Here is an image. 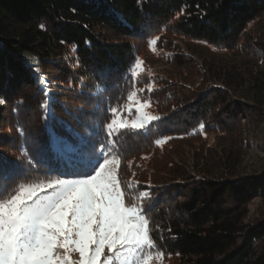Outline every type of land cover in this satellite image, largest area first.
Here are the masks:
<instances>
[{"label":"trees","instance_id":"16d2710c","mask_svg":"<svg viewBox=\"0 0 264 264\" xmlns=\"http://www.w3.org/2000/svg\"><path fill=\"white\" fill-rule=\"evenodd\" d=\"M259 18H264V0H0V98L5 101L0 104V157L17 165L12 191L46 182L58 170L77 168L93 145L100 152L115 141L116 174L130 197L126 203L139 198L135 182L150 184L141 202L150 209V234L155 252L165 254L164 264H264V221H245L247 202L264 193V177L239 181L234 172V178L217 179L214 171L202 168L211 178L199 181L171 212L161 207L155 183H145L141 176L146 160L152 161L148 156L166 144L221 131L207 116L210 106L203 101L209 91L216 104L225 105L221 115L244 117L245 105L264 110V25L254 43L248 41L251 34L240 44ZM152 24L154 30L144 40L159 36L158 42L174 51L173 39L200 49L238 53L253 45L262 50L247 62L216 60L212 51L190 57L176 53L172 63L177 71L199 64L205 71V88H199L196 98L177 86L181 72L150 79L153 85L147 87V80L132 73L143 50L128 39ZM103 30L121 42L105 41ZM26 54L37 58V68L25 61ZM98 86L105 91L97 94ZM141 89L154 109L150 113L160 119L149 123L148 131L117 128L108 137L109 119L116 118L127 93ZM183 105L195 111L193 119L182 114ZM8 108L10 116H5ZM161 139L166 142L157 144ZM221 149L227 152L225 146Z\"/></svg>","mask_w":264,"mask_h":264},{"label":"snow or ice","instance_id":"6c2138e0","mask_svg":"<svg viewBox=\"0 0 264 264\" xmlns=\"http://www.w3.org/2000/svg\"><path fill=\"white\" fill-rule=\"evenodd\" d=\"M181 14L183 9L177 16ZM157 39L150 41L153 46ZM104 91L98 86L97 94ZM135 95L133 91L127 99ZM137 103L139 118L121 122L119 129L148 131L146 125L160 119L145 111L150 102ZM108 111L115 114L116 109ZM116 124V119H109L108 137ZM114 144L106 143L100 152L93 145L79 167L58 170L46 183L30 189L21 185L19 192L12 191L17 186V165L0 157V264H68L70 252L79 253V264H152L156 244L150 234V209L126 203L130 197L116 174L119 159ZM164 255L156 252L160 259Z\"/></svg>","mask_w":264,"mask_h":264},{"label":"rangeland","instance_id":"374dc122","mask_svg":"<svg viewBox=\"0 0 264 264\" xmlns=\"http://www.w3.org/2000/svg\"><path fill=\"white\" fill-rule=\"evenodd\" d=\"M262 25H264V18H259L251 24L248 27L247 34L242 37L240 44L246 43L247 37L251 34L252 38L248 41L254 43L257 39V34L261 33ZM152 30H154L153 24L150 28L144 30V34L136 38L128 39L129 41H133L141 52L143 50L140 55L141 57L136 62L139 66L136 67L135 64L133 67L132 73H135L133 77L136 79L139 77L144 78L147 80L146 86L151 87L153 83L151 81L148 82V80L154 79L157 76L174 75L175 72H181V76L179 77H181L182 82H178L177 86L186 88L187 90L189 89V94H192L195 98L199 97L201 89L203 90L205 88V85H202L205 83V76H202L205 71L200 64L190 67L184 72L180 71V69L177 71L175 65L172 63L176 53H185L190 57L192 53L199 52V50H202L205 54H209L208 51H212L216 56V60L222 57H234L237 60L243 59L244 62H247L250 58L257 57L262 50L260 46L253 45L250 47L243 46L238 53L235 52V49L232 50L231 48L200 49L184 40L173 39L172 42L175 45L174 51L170 49V44L158 42L159 36H153L148 42L144 40L149 31ZM101 36L109 43L121 42V38L115 36L111 31L103 30ZM157 37L156 45L153 46L150 41ZM221 46L224 48L228 47L225 44ZM189 49H193V51ZM235 54H238V56ZM24 59L32 68L35 69L38 67V60L35 56L26 54ZM178 80L180 81V79ZM199 88L201 89L199 90ZM134 91L136 95L133 100L127 99L128 95L133 91L131 90L130 93H127L128 95L121 107L122 112L120 113L121 109L117 112L115 118L117 124L113 126V129L119 128L121 122L131 123L139 118L136 111L139 107L137 101L144 102L148 100L142 94L141 90L138 93L137 90ZM209 93L203 101L204 103L208 101L207 103L210 106L207 116L221 126V131H209L201 138L185 139L166 144L163 148L153 153V155L148 156L149 159L151 158V162L150 160L148 162L146 160L145 162L147 165L145 167L146 171H143V175L141 176L146 178L147 181L145 183H155L154 185L157 188L155 192L158 191L162 197L160 201L161 207L169 208L171 212L174 210L173 208L176 206V203L183 201L189 196L191 189L199 181L205 179V177L211 178L207 176V172L203 173L200 170L202 168L205 170L209 169L208 171H214L216 174L214 177L217 179H226L228 176L232 178L236 175L235 178L237 177L239 181L255 182L256 179L264 177V110L252 109L250 106L249 108L245 105L246 107L244 108L246 109L244 111L242 110V112L246 113L244 117L235 119L225 114L221 115V110H223L222 108L225 105L220 102L218 103L221 105L216 104L214 92L209 91ZM234 101H238V99L235 98ZM188 107V105H183L181 112L183 115H189V119H193L195 111L191 113ZM9 110L10 108L4 111L5 116H10ZM153 110L151 106L145 109L147 113ZM180 128H184V125H180ZM224 146L225 150H227L226 153L221 151V147ZM227 153H230L228 154L229 158L226 156ZM130 165L131 162H129L126 168L127 172ZM234 172L235 175L232 174ZM37 184L24 185V187L25 189H30ZM135 185L140 187L139 193H145L147 195V190L144 189L149 188L150 184L146 183V187L140 182H135ZM255 195L246 204L248 212L245 221L251 225H257L264 221V193L258 192ZM144 197L137 198L135 200L136 204H142L141 201ZM68 255L70 257L68 264H79L80 257L78 252H70ZM105 255H108L107 249L105 250ZM163 262L164 260L158 258L154 250L152 264H164Z\"/></svg>","mask_w":264,"mask_h":264}]
</instances>
